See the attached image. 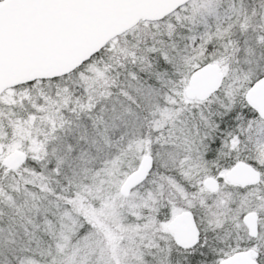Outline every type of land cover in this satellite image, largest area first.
Wrapping results in <instances>:
<instances>
[{"label": "snow or ice", "instance_id": "1", "mask_svg": "<svg viewBox=\"0 0 264 264\" xmlns=\"http://www.w3.org/2000/svg\"><path fill=\"white\" fill-rule=\"evenodd\" d=\"M0 264H264V0H0Z\"/></svg>", "mask_w": 264, "mask_h": 264}]
</instances>
